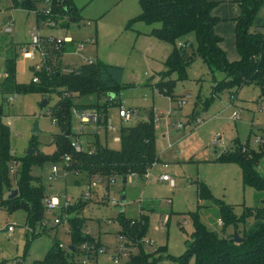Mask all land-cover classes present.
Listing matches in <instances>:
<instances>
[{
    "label": "rangeland",
    "instance_id": "obj_1",
    "mask_svg": "<svg viewBox=\"0 0 264 264\" xmlns=\"http://www.w3.org/2000/svg\"><path fill=\"white\" fill-rule=\"evenodd\" d=\"M51 1L35 0L31 8H22L24 0H0V121L8 128L10 154L7 161L0 160V175L5 179L0 188V264H40L54 243L68 253L78 237H89L94 243L78 246V252L71 255L74 264H84V246L93 252L95 245L97 251L88 264H130L133 257L141 254L146 257L145 264H178L174 259L185 256L194 243L192 214L199 212L209 230L223 233L219 209L200 200V187L208 189L214 199L234 207L238 217L244 208L260 204L262 194L244 186L240 167L219 159L231 150H257L258 140H264L262 87L251 83L223 90L214 97L215 84L223 81L225 74L212 72L196 54L197 35L183 36L175 45L150 36L154 27L136 20L141 13L139 0H74L76 20L71 22L73 17L69 15L53 14L54 28L50 26L52 16L45 15L53 9ZM258 18L264 20V5ZM35 31L41 38L42 53L33 46L31 34ZM67 38L73 44L54 55L55 62L48 61L51 72L57 69L70 74L89 61L124 70L123 89L113 103L116 106L108 108L102 120L117 131L103 125H83L73 111L72 144L78 142L86 150L98 143L119 151L122 144L115 139L121 138L123 128L157 119L158 161L146 179L130 177L123 184L118 178L108 191L106 180L67 170L65 158L52 159L56 152L54 138L60 134L52 114L58 95L29 90L2 92L8 58L16 59V83L39 89L42 85L32 81L42 73L35 67L44 68L42 54L47 58L52 54L47 39ZM181 45L187 46L189 65L183 74L168 73L165 63ZM227 56L230 62L237 57L234 53ZM161 81L172 82L170 93L175 101L158 90ZM46 96L47 107H42ZM68 97L79 106L106 103L105 98L96 95ZM120 108L137 111L139 116L124 122L119 118ZM37 125L39 133L35 134ZM31 147V156L51 157L30 166L32 185L44 191L45 199L56 197L60 203L58 211L45 210V219L35 229L29 223L28 212H11L7 201L18 189ZM54 167L56 175H52ZM257 172L264 177V158ZM162 175L168 176L170 182L160 181ZM89 184H96L91 192ZM86 196L89 200L85 202ZM124 196L126 202L121 204ZM142 216L146 225L141 238L125 237L121 219L139 221ZM62 218V223L56 225L55 220ZM75 225L79 226L77 230ZM9 227L14 229L11 234ZM234 232L233 226L224 231L226 235ZM115 257H120L118 263ZM188 264H195V260L190 258Z\"/></svg>",
    "mask_w": 264,
    "mask_h": 264
},
{
    "label": "trees",
    "instance_id": "obj_2",
    "mask_svg": "<svg viewBox=\"0 0 264 264\" xmlns=\"http://www.w3.org/2000/svg\"><path fill=\"white\" fill-rule=\"evenodd\" d=\"M35 0H24L22 8H31ZM51 1V0H49ZM53 9L50 21H55L53 14L69 15L76 20L78 13L74 0H52ZM141 13L136 19L153 26L150 36L160 41L175 45L176 41L190 33H195L198 39L196 54L211 68L225 74V79L216 82L214 97L226 89L242 88L251 83L261 85L264 96V20L258 18V12L264 5V0H240L241 15L236 20V49L240 57L237 62H230L227 54L221 48L222 39L215 33V27L220 22L212 14L218 4L208 0H139ZM159 26V27H157ZM65 48L60 53H63ZM59 53V54H60ZM195 57L191 60L193 61ZM187 62L186 49L177 47L168 58L165 66L168 73H185ZM123 68L106 65L101 62L87 63L70 74H62L60 70H53L50 74L42 72L38 75L41 84L39 89L23 87L16 83V59L8 58L5 62V79L1 84L2 92L12 90L41 92L45 95L56 93L59 101L53 108L55 123L59 124L60 134L55 136L56 152L52 159L70 157L67 170L76 173H87L90 177L106 180L107 190L116 179L138 177L146 179L150 169L158 161L156 145L155 119L142 121L136 126L123 128L119 142L122 148L119 151L110 150L106 146L94 144L89 149L77 152L72 146L75 133L72 130L73 111H95L99 117V125L107 127L106 117L108 108L114 105L120 91L123 89ZM41 81V83H40ZM158 90L169 94L172 101L174 96L170 93L172 82L161 81L157 84ZM77 95L78 98L96 95L105 98V105H77L68 96ZM113 96L115 98L113 99ZM213 101V100H212ZM210 106V105H209ZM208 106V107H209ZM34 146V145H32ZM9 154L8 128L0 121V160L5 162ZM264 158V140L257 150L241 148L227 151L219 159L222 163L236 164L241 169L243 184L262 194L260 204L256 208H244L243 214L238 217L234 207L213 198L210 191L204 186L200 187L201 201H207L219 209L218 220L221 222L223 233L211 231L202 222L200 213L192 214L194 228V243L190 251L183 257L174 259L178 264H188L190 258L195 264H264V177L257 172L260 160ZM51 159L42 155L40 158L28 156L23 176L19 181V195L9 201V210L15 212L25 210L29 214V223L35 229L37 223L45 219V194L41 188L32 185L29 176L30 166L37 162ZM5 181L0 175V188ZM80 203H83L80 201ZM79 203V204H80ZM84 203L83 205H85ZM73 212L69 210V213ZM123 235L125 237L137 236L138 239L145 232L146 218L139 221L121 219ZM233 226L243 239L236 244L233 235H226L225 229ZM79 228L75 225V229ZM137 239V240H138ZM81 243H94L89 237L75 238V252L66 253L57 243L48 251L46 258L40 264H74L73 257L78 252ZM84 255L90 259L98 246ZM146 257H133L130 264H145Z\"/></svg>",
    "mask_w": 264,
    "mask_h": 264
},
{
    "label": "built area",
    "instance_id": "obj_3",
    "mask_svg": "<svg viewBox=\"0 0 264 264\" xmlns=\"http://www.w3.org/2000/svg\"><path fill=\"white\" fill-rule=\"evenodd\" d=\"M47 1H49V0H47ZM45 15L46 16H50L51 15V11H46ZM50 26L52 28L56 27V22H54V21L51 22L50 21ZM31 36H32V39H33V46L35 48L40 49V51H41V47H40L41 38H40L38 32L35 31L34 33L31 34ZM47 43L50 45V47L52 49V54L49 55V58H47V56L45 57L42 54V58L44 60V68L36 66L35 67V71L36 72H47L48 74H50L52 68L48 65V61L52 60L53 62H55V60L53 58L54 55L59 54L63 50V48H65L66 44H70L71 42H70V39H66L65 41H57V40H54V39H47ZM180 48L186 49L187 46L181 45ZM41 53H42V51H41ZM88 63H92V62L89 61ZM32 82L34 84H37L39 82V77H35ZM182 106H183V101L180 102L179 107L181 108ZM75 114L80 119V121H81V123L83 125H86V124H97V125H99L100 117L95 111H75ZM138 116H139V113L137 111L126 110L124 108H120V110H119V117L124 122H130L134 117H138ZM157 122H158V120L155 119V126L157 125ZM107 128L110 131H114V132L116 131V128H114L110 123L107 124ZM179 128H181V126H179ZM117 141H120V139H117ZM258 143L262 144L263 140H258ZM72 146L77 152L82 151V147H81V145L78 142L73 143ZM65 160H66V163L70 162V157L67 156L65 158ZM57 172H58L57 168L54 167L53 170H52V175H56ZM99 181H101V180L99 179ZM160 181H162V182H170V179H169L168 176L164 175V176H162L160 178ZM95 186H96V184H93V185L89 184V188H88L89 191L91 192L92 188H94ZM87 200H89V196L85 197V202ZM112 204L115 205V206L117 205L116 202H113ZM44 206H45V209L47 211H58L60 203H59L58 198L52 197L50 199H45L44 200ZM63 220H64V218L56 219L55 220V224L56 225H60ZM43 225L46 226V221H45V223ZM221 226H222V224H221ZM13 232H14V229L12 227H9L8 228V233L11 234ZM61 248H63V247L61 246ZM84 250L89 251L87 246H84ZM119 259H120V257H115V260H114L115 263H118ZM88 262H89V259L86 258L84 264H88Z\"/></svg>",
    "mask_w": 264,
    "mask_h": 264
},
{
    "label": "crops",
    "instance_id": "obj_4",
    "mask_svg": "<svg viewBox=\"0 0 264 264\" xmlns=\"http://www.w3.org/2000/svg\"><path fill=\"white\" fill-rule=\"evenodd\" d=\"M208 1L218 4L217 7L214 9L212 15L215 18L219 19L220 21L215 27V33L222 39L221 48L227 55L233 53L237 55L236 59L234 61H231V62H237L240 60V57L236 49V26H237L236 20L241 15V9L239 5L240 0H208ZM72 44L73 43L66 45L65 50L68 49L69 46H72ZM107 130L109 129L107 128ZM117 139L119 138H116L115 142H119L117 141Z\"/></svg>",
    "mask_w": 264,
    "mask_h": 264
},
{
    "label": "water",
    "instance_id": "obj_5",
    "mask_svg": "<svg viewBox=\"0 0 264 264\" xmlns=\"http://www.w3.org/2000/svg\"><path fill=\"white\" fill-rule=\"evenodd\" d=\"M73 21H74V19L71 20V22H73ZM114 98H115V96H113V99ZM48 101H49V96H46V98L44 100V103L42 104V107H47ZM34 133L35 134L39 133L38 125L36 126ZM31 155H32V147L30 148V150L28 152V156H31ZM127 182H128V180L123 179V184H127ZM18 195H19V191L18 190L12 191V193L7 197V201H12V200L16 199L18 197ZM125 202H126V199H125V196H124L122 198V200H121V204H124ZM233 240H234V242L236 244H241L243 242V239L240 237V235H239V233L237 231L234 232ZM68 250L70 252H75L76 247L75 246L69 247Z\"/></svg>",
    "mask_w": 264,
    "mask_h": 264
}]
</instances>
